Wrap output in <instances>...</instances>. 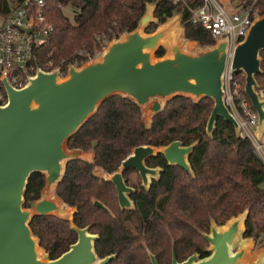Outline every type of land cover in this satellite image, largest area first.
I'll return each mask as SVG.
<instances>
[{
	"label": "trees",
	"instance_id": "trees-1",
	"mask_svg": "<svg viewBox=\"0 0 264 264\" xmlns=\"http://www.w3.org/2000/svg\"><path fill=\"white\" fill-rule=\"evenodd\" d=\"M148 2H155L153 16L157 19L144 27L150 33L173 15L177 3L47 0L45 13L53 29L40 51L41 62L45 67L46 62L58 66L62 60H72L79 50L93 54L102 42L108 43L136 29ZM67 5L74 9L73 21L63 13ZM254 7L259 15L264 14V0H258ZM181 23L187 39L201 46L214 44L208 30L190 22L186 10ZM164 53L160 47L155 56ZM261 56L262 73L257 75L260 85L264 84V50ZM241 90L245 93L244 87ZM212 107L210 98L195 101L190 96L176 95L166 101L147 126L140 106L132 99L115 94L101 102L66 142L69 149L94 151L93 162L68 160L56 185L57 196L76 209L72 220L48 214L33 215L29 221L32 233L49 257H57L77 239L71 223L79 227L88 225L90 232L98 234L94 247L99 256L115 253L107 264H152L150 252L159 264H170L173 248L179 261L194 251L205 256L209 251L203 232L209 230L211 220L224 224L246 210L249 214L244 236L254 237L258 246L264 245V159L249 138L240 136L222 118H217L209 136L205 127ZM174 140L183 145L196 142L188 157L192 173L168 164L161 153L146 161L149 166L162 168L149 188L132 183L130 171H123L126 183L135 188L129 195L134 209H121L112 182L93 173L96 166L110 174L117 171L136 146L160 147ZM44 183V173L29 175L23 207H30L40 197ZM94 199L105 208L95 206Z\"/></svg>",
	"mask_w": 264,
	"mask_h": 264
},
{
	"label": "water",
	"instance_id": "water-1",
	"mask_svg": "<svg viewBox=\"0 0 264 264\" xmlns=\"http://www.w3.org/2000/svg\"><path fill=\"white\" fill-rule=\"evenodd\" d=\"M154 8L155 2H148L136 29L111 40L100 59L80 67L69 65L64 77H59L57 69L37 70L20 88H13L4 80L7 100L0 105V264H107L115 256V253L99 256L94 247L98 234L90 232L88 225L79 227L71 223L77 239L51 258L29 226L33 215L54 214L72 220L76 209L57 196L56 185L66 162L83 158L82 149H69L66 142L108 97L120 94L132 99L140 106L147 126L166 101L176 95L190 96L195 101L207 97L213 101V107L206 133L211 136L217 118H222L239 134V122L224 103L227 40L204 46L196 53L187 52L180 41L184 26L178 10L153 32L140 30L157 21ZM173 20L177 26L180 22L176 37L170 33ZM188 43L193 49L198 42ZM160 47L166 53L156 57ZM263 50L264 14L254 19L245 38L236 45L230 62L234 74H245V92L259 115L257 136L264 130V99L259 95L257 80L262 73ZM195 145L196 142L183 145L174 140L160 147L136 146L117 171L105 172L103 178L114 184L120 207L132 208L128 194L133 188L125 184L121 171H138L142 186L148 188L150 180L158 178L160 168L146 166L145 160L159 152L168 164L192 173L188 157ZM33 172L44 173L45 183L40 197L31 204V212L22 205L25 185ZM93 173L102 177L100 170L94 168ZM93 204L105 208L96 199ZM248 214L246 210L224 224L211 220L209 230L203 232L209 253L200 256L194 251L179 261L173 248L170 264H264V245L253 256H247L253 239L244 236ZM240 237L242 241L236 246ZM150 259L152 264H159L151 252Z\"/></svg>",
	"mask_w": 264,
	"mask_h": 264
},
{
	"label": "built area",
	"instance_id": "built-area-1",
	"mask_svg": "<svg viewBox=\"0 0 264 264\" xmlns=\"http://www.w3.org/2000/svg\"><path fill=\"white\" fill-rule=\"evenodd\" d=\"M178 4L180 22L184 10L189 20L208 30L216 41L227 40V59L223 73L224 103L239 122V135L249 138L264 159V130L256 135L258 112L240 88L239 74L230 68L236 45L248 33L259 16L254 5L258 0H172ZM195 3V4H191ZM47 0H0V105L6 103L4 80L13 88L26 85L37 70L49 71L39 54L48 43L52 23L46 16ZM62 7V5L60 4ZM91 53L79 50L72 60L53 67L64 77L69 65L80 67L92 60ZM52 68V69H53ZM240 88V89H239ZM264 99V89L258 90Z\"/></svg>",
	"mask_w": 264,
	"mask_h": 264
},
{
	"label": "rangeland",
	"instance_id": "rangeland-1",
	"mask_svg": "<svg viewBox=\"0 0 264 264\" xmlns=\"http://www.w3.org/2000/svg\"><path fill=\"white\" fill-rule=\"evenodd\" d=\"M178 9H179V7L177 6L176 9H175V12H176ZM63 13H64V15H65L70 21H73L75 12H74V9H73L72 6H70V5L64 6V7H63ZM179 24H180V22H179ZM179 24H178V26H179ZM181 24H182V23H181ZM140 30H141L142 32H144V26L140 27ZM180 41H181L182 45L184 46V50L187 51V52H190V53H196L197 51H200V50L205 49L204 46H201V45H199L198 43L195 44V48H193V49L190 48V47H188L189 44H190V43H188V42H192V40H187V39H185L184 36L180 39ZM109 43H110V42H108V43H107V42H102V43H101V47H100L99 50H98V49H94V51H93V55H92V57H93L92 60L100 59V58H101V55H102V53H103V51L106 49V46H107ZM187 43H188V46H187ZM165 53H166V51H165ZM46 67L49 68V69H52V68L55 67V66H51V63L46 62ZM53 69H54V68H53ZM243 77H244V82H243V80H242ZM237 80L240 81V88L242 89V88L244 87V89H245V74H244V73L239 74V76L237 77ZM243 83H244V85H243ZM259 84H260V83H259ZM240 88H239V89H240ZM261 89H264V84L260 85V87L258 88V90H261ZM148 124H149V122H148ZM131 181H135V182H136L137 179H136L135 177L132 176ZM29 209L31 210V212H33L32 206H30ZM257 249H258L257 240L253 237V239H252V246H251V248L248 250V252H247V256H248V257L253 256L254 253H255V251H256Z\"/></svg>",
	"mask_w": 264,
	"mask_h": 264
},
{
	"label": "flooded vegetation",
	"instance_id": "flooded-vegetation-1",
	"mask_svg": "<svg viewBox=\"0 0 264 264\" xmlns=\"http://www.w3.org/2000/svg\"><path fill=\"white\" fill-rule=\"evenodd\" d=\"M159 152H157L155 155H157ZM154 155V156H155ZM153 157V156H152ZM150 158V157H149ZM148 159V158H147ZM147 159L145 160V164H146V161H147ZM168 163V162H167ZM146 166H148V167H151V168H153V167H158V168H160V171H159V175H160V172H161V170H162V168L160 167V166H158V165H156V166H149V165H147L146 164ZM103 169V168H102ZM128 171H130L129 172V178H130V180H131V178H132V176L133 177H135L136 179H137V181L135 182V181H131L132 183H134V184H139L141 187H143L142 186V181H141V177H140V175H139V173H138V171H136V170H134V169H127ZM123 171H125V170H122L121 171V174H122V172ZM123 177V176H122ZM159 177V176H158ZM103 178V177H102ZM124 179V178H123ZM154 179H157V178H154ZM154 179H151L150 180V184H151V182H152V180H154ZM124 181H125V179H124ZM113 184V183H112ZM125 184L126 185H128L127 183H126V181H125ZM150 184H149V187H150ZM114 185V184H113ZM128 186H130V187H132L133 188V191L135 190V188L133 187V186H131V185H128ZM115 187V186H114ZM148 187V188H149ZM144 188V187H143ZM116 190V189H115ZM132 191V192H133ZM132 192H130L129 194H128V197H129V199H130V194L132 193ZM116 199H117V192H116ZM131 200V199H130ZM132 201V200H131ZM117 203H118V200H117ZM132 204H133V207L132 208H126V209H134V203H133V201H132ZM118 205H119V203H118ZM119 207H120V205H119ZM121 208V207H120ZM121 209H123V208H121Z\"/></svg>",
	"mask_w": 264,
	"mask_h": 264
},
{
	"label": "crops",
	"instance_id": "crops-1",
	"mask_svg": "<svg viewBox=\"0 0 264 264\" xmlns=\"http://www.w3.org/2000/svg\"><path fill=\"white\" fill-rule=\"evenodd\" d=\"M81 158H83L86 161H93L94 158V151L93 149H89L87 151L82 150L81 151ZM95 169L100 170L101 171V176L105 177V171L101 168V167H95ZM260 246H258L259 248Z\"/></svg>",
	"mask_w": 264,
	"mask_h": 264
},
{
	"label": "bare ground",
	"instance_id": "bare-ground-1",
	"mask_svg": "<svg viewBox=\"0 0 264 264\" xmlns=\"http://www.w3.org/2000/svg\"><path fill=\"white\" fill-rule=\"evenodd\" d=\"M172 23H173V26H172V29H171L170 33L172 34L173 37H176V36L179 35L180 30H179V28H178L177 23L175 22V20H173ZM191 45L192 44L190 43L189 46H191ZM52 196H54V193L52 194ZM241 241H242V237L239 238V241L236 244V246H238L239 242H241Z\"/></svg>",
	"mask_w": 264,
	"mask_h": 264
}]
</instances>
